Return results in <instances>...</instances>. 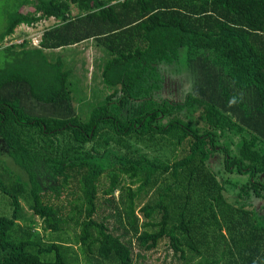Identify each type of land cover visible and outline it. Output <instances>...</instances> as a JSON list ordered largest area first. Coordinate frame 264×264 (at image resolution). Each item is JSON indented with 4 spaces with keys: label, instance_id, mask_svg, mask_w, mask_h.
<instances>
[{
    "label": "trees",
    "instance_id": "trees-1",
    "mask_svg": "<svg viewBox=\"0 0 264 264\" xmlns=\"http://www.w3.org/2000/svg\"><path fill=\"white\" fill-rule=\"evenodd\" d=\"M32 3L33 10L25 12L24 4L10 16L0 45L22 24L50 18L59 23L44 33L40 48H0V138L29 181L8 188L0 180V192L13 208L12 218L0 217V264H69L58 245L44 248L30 235L19 239L16 220L26 199L48 230H62L68 223L63 201L72 184L83 193L78 208L86 215L69 220L81 227L78 241L85 254L137 264L143 253L168 240L185 264H194L196 256V264H264V214L228 204L209 167L222 154L226 171L249 177L242 193L264 197V0ZM90 39L109 54L102 79L114 92L83 123L69 86L72 70L61 56L49 61L46 51ZM182 50L199 95L183 102L157 101L166 84L162 68L178 63ZM241 91L243 101L229 108V98ZM105 126L119 139L117 152L110 140L103 144ZM131 138L145 144L167 141L181 147L183 157L155 164L143 154H119L128 147L121 141ZM156 172L168 176L162 179ZM103 175L109 178L104 195L113 198L121 186L122 204L115 196L106 200L117 213L99 222L94 217ZM126 178L140 182L136 191L127 188V202L122 194ZM160 180L165 187L159 198L137 207L140 195ZM109 217H119L121 234L109 228Z\"/></svg>",
    "mask_w": 264,
    "mask_h": 264
},
{
    "label": "rangeland",
    "instance_id": "rangeland-1",
    "mask_svg": "<svg viewBox=\"0 0 264 264\" xmlns=\"http://www.w3.org/2000/svg\"><path fill=\"white\" fill-rule=\"evenodd\" d=\"M33 1L36 0H0V33L7 26L10 16L13 15L22 5L25 4L22 6L25 8V12L33 10ZM73 14H77L76 9H74ZM57 23L58 21L52 18L42 20L41 22L32 26L22 24L16 28L13 35L22 36L23 34L24 36L29 37L30 41H26L22 45L13 46L19 50L24 46L28 48L36 47L34 44H32V40L35 41V39L39 38L41 34L45 33L49 28H52ZM7 45L8 44H6L4 41L0 45V48ZM46 53L49 61L51 62H55L59 56L63 57L66 63V69L72 70V74L69 79V86L72 92L73 103L80 117V121L83 123L87 122L92 112L97 107L104 105L107 96L114 92V89L107 87L102 79V67L109 58L107 50L98 40L90 39L71 47L57 50H47ZM185 55L186 50H182L178 63L162 68L164 74L166 75V84L165 88L155 96L157 101L161 102L162 100L167 99L162 98L164 94L170 91L175 92L180 87L179 79L174 81L168 78L169 74L180 75L183 73L194 75L191 68H189L186 64ZM198 115L199 114L197 113L196 118ZM185 116L186 113L182 115L183 119ZM101 138L103 144L105 140H110L111 150L114 151L115 148L117 152V147H114V144H116V141L119 139L114 134L112 127H103ZM157 141L158 140H155L154 142L150 141L145 144L137 142L135 138L126 139L124 141L122 140L121 142L124 145L127 144L128 147H122L118 152L119 154L129 153L137 157L138 155L143 154L148 159H150L151 162H156L158 164H170L176 159H181L183 157L181 147L175 148V146H172L167 141L161 143H158ZM236 141H238V139H236ZM111 159L113 161L114 158L111 157ZM106 163H108V161H106ZM209 167L210 170L215 174L217 181L221 183V194L228 204H231L235 208L243 207L248 211H255L259 214H264V197L258 198L253 193H250V195H244L242 193V187L247 184L249 180L247 175L242 176L237 173H230L226 171L224 166V157L222 154L215 155L209 163ZM156 175L162 179L168 176L166 173L161 175L160 172H156ZM0 180L8 188L11 183L17 181L29 184L27 173L14 163L12 158L9 156L8 149L1 138ZM261 181L264 183V176L261 178ZM159 182V187L155 186L154 189H152L153 187H150L147 189V192H143L140 195V198L136 200L137 207H142L158 197V194H160L159 192H162V188L165 187L164 184L161 183V180ZM139 185L140 182L138 180L137 182L132 183L128 178L125 179L123 182L125 190L122 191V194L125 196L126 202L128 200L129 194L127 188L130 187L133 191H136ZM120 188L121 186L113 195V198L115 196V201L117 204H122L119 201L121 193ZM107 189H109V178L107 175H103L100 181V209L94 217L95 220L99 222H101L104 217H108L110 214L117 213L116 210H114V206L112 207L110 203L106 201L114 200L111 195H104V191ZM66 195L67 197L63 201L62 211L64 218L68 220V223L65 224L63 229L58 232L48 230L43 220L34 214L30 206V201L21 199L20 203L22 210L20 212V217L16 220L18 226L16 234L18 238H27L28 235H30L34 240H38V238H40L42 240V247L44 248H47L52 244L58 245L69 264H115L113 261L109 262L99 257V255L96 253L91 255L85 254L83 252L82 246L78 241V236L81 233V227L76 226L74 221L69 220L71 217H73L74 220H83L85 218V210L83 209L84 211L82 214H79L78 208H82V204L84 203L83 193L80 189H78V185L72 184V187L67 190ZM7 196L8 195H4L0 192V217L9 216L12 218L13 208L9 206ZM118 206L123 208L121 205ZM117 218L119 219V217ZM117 218L109 217L106 223L112 232H114L115 228V233L121 234L123 229ZM118 226L120 227L119 229ZM199 247L202 248V245L200 244ZM135 252H137V249ZM54 253L55 251L52 252V256L50 255L48 257H53ZM190 256L191 252L188 253L187 257L190 258ZM191 259L193 260L192 262L194 264L200 260V258L197 256L192 257ZM137 264H185V261L179 260V255H174L173 249L169 245V241L164 240V242H161V244L158 246L157 250L143 253L142 258L137 259Z\"/></svg>",
    "mask_w": 264,
    "mask_h": 264
},
{
    "label": "clouds",
    "instance_id": "clouds-1",
    "mask_svg": "<svg viewBox=\"0 0 264 264\" xmlns=\"http://www.w3.org/2000/svg\"><path fill=\"white\" fill-rule=\"evenodd\" d=\"M168 78L174 81L179 79L180 87L175 92L170 91L164 94L162 98H167L171 102H182L189 96L195 97L199 95L197 80L194 75L183 73L180 75L169 74ZM243 99L244 93L242 91L233 94L228 100V107L232 108L233 106L240 104Z\"/></svg>",
    "mask_w": 264,
    "mask_h": 264
},
{
    "label": "built area",
    "instance_id": "built-area-1",
    "mask_svg": "<svg viewBox=\"0 0 264 264\" xmlns=\"http://www.w3.org/2000/svg\"><path fill=\"white\" fill-rule=\"evenodd\" d=\"M50 19H52V18H50ZM53 19H55V18H53ZM45 20H47V19H45ZM56 21H58V20H56ZM58 23H59V21H58ZM43 35H44V33L41 34L39 36V38L35 39V41H33L31 39L32 40V44H34V46H36L37 48L41 47V42H42ZM29 39H30L29 37H26L23 34H22V36L21 35H12V36L8 37L5 42H6V44H8L7 46L10 47V46H13V45H22L26 41H30Z\"/></svg>",
    "mask_w": 264,
    "mask_h": 264
}]
</instances>
